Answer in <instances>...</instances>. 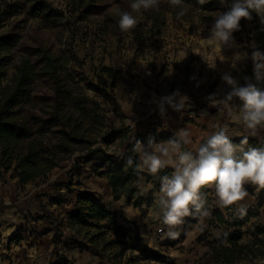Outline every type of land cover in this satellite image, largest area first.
Returning <instances> with one entry per match:
<instances>
[{"label":"rangeland","instance_id":"rangeland-1","mask_svg":"<svg viewBox=\"0 0 264 264\" xmlns=\"http://www.w3.org/2000/svg\"><path fill=\"white\" fill-rule=\"evenodd\" d=\"M17 1L0 0V35L15 38L4 52L11 61L6 67L4 83L13 77L14 65L23 58L31 56L35 60L34 49L44 48L58 55L71 46L82 63L81 68H76V75H84L86 85L92 81L94 84L87 95L105 110L116 111L109 116L118 114L130 127L138 122L147 128L152 122L162 125L171 114H178L184 122H191L193 114L206 112L220 122L230 121L226 111L219 112L216 107H210L206 97L229 90L222 81L225 72L231 71L243 86L244 71L249 63L253 64L252 52H264L256 39L259 32L264 35V24L255 12L251 14V20H241L240 30L233 33L234 46L225 47L221 53L219 49L215 52L207 50L203 45L210 35L214 16L210 24H192L175 21L170 13L163 11V14L157 12L160 19L153 26L150 21L143 20L145 11L141 10L132 13L137 18L136 25L142 24L134 28L141 33L142 38L138 39L134 31L122 32L119 28V13L131 12L132 0H86L91 13L85 16L86 21L77 23L72 19L70 26L61 31L41 18L33 17L26 7L18 6ZM48 3L54 10L63 12L65 19L73 12L67 0H48ZM223 6L224 9L217 13L230 8L226 3ZM254 21L260 22V31L256 30ZM72 35L74 41L69 44ZM236 52L249 55L248 60L238 64V70L232 69L227 59ZM200 55L215 68H209ZM73 66L70 63L67 67L72 69ZM169 66L172 74L166 75ZM193 76L197 80L194 81ZM99 78L105 81L103 87ZM197 83H200L199 87ZM52 87L53 84L46 80L39 81L33 97L38 100L51 97ZM177 89L190 97V104L182 112L168 107L166 115L161 116L156 104L151 102L153 97H163ZM104 94L113 104H107ZM33 113L39 114V111L34 109ZM229 124L236 125L232 121ZM242 133L249 137L248 145L243 146L245 150L264 146V129L259 130L257 136H251L242 127ZM168 136L170 140L177 139L173 133ZM233 143L240 145L241 141ZM79 155L64 161L46 179L25 186L12 172L0 174V264H58L60 259L73 264H209L205 259L221 245L227 233L232 236L239 233L241 244L252 245V254L235 264H253L257 258H264V190L246 185L248 196L229 207L225 225L212 219V212L219 210L216 196L206 195L205 207L210 217L202 223L194 216L185 217L184 223L176 229L178 237L171 239L165 235L168 229L162 223L163 213L156 203L159 191L156 183L159 189L161 183L159 177L155 182L148 181L155 187L154 195L139 194L144 201L137 209L124 199L115 201L107 181L93 173L92 163L85 159L76 161ZM85 195L115 213L118 224L131 230L130 238H140L138 242L125 241L123 257L111 258L85 240L76 238L70 216L79 209V197ZM237 206L246 208V214L241 215ZM46 212L52 213L57 225L51 223ZM208 220L210 224L206 223ZM221 229L225 232L222 238ZM57 233L60 234L58 240L55 238ZM71 236L74 239H68ZM154 254L159 259H155Z\"/></svg>","mask_w":264,"mask_h":264},{"label":"trees","instance_id":"trees-1","mask_svg":"<svg viewBox=\"0 0 264 264\" xmlns=\"http://www.w3.org/2000/svg\"><path fill=\"white\" fill-rule=\"evenodd\" d=\"M67 1L73 7V12L66 19L63 12L54 10L48 0H18L16 4L26 7L33 17H39L61 31L70 26L72 19L77 23L83 22L86 21L85 16L91 14L86 0ZM232 2L206 0L201 5L199 0H182L180 6L173 7L170 0L166 3L159 0L158 9L145 11L143 20L155 26L160 19L157 12L163 14L164 11L170 13L175 21L210 24L215 13L224 9L223 4L231 6ZM181 10L184 11L182 16L179 15ZM255 23L256 30L260 31V22ZM136 26L141 27L142 24ZM134 28L131 31L141 39V33ZM256 39L264 50V35L259 32ZM14 40L11 35H0V174L12 172L25 186L38 179H46L64 161L80 154L76 161L85 159L92 163L93 173L107 181L115 201L124 199L127 204L139 208L144 200L138 197L140 189L137 184L142 179L155 182L158 177L171 176L173 171L165 168L155 176L146 171L137 173L135 162L138 161V154L133 151L134 143L140 141L147 146L150 139L168 141V133L159 132L161 124L158 122H152L149 128L142 122L130 127L118 114L109 116L116 111L111 108L105 110L87 95V91L94 87L93 81L86 85L85 76L76 75V68H81L82 63L71 46L58 55L44 48L34 49L32 53L35 60L28 56L14 65L13 77L5 84L6 67L11 61L4 52ZM71 41H74L73 35L69 37L68 43ZM70 63L74 65L72 69L67 67ZM244 76L251 78L258 88L264 89V82L255 79L252 63L248 64ZM43 80L53 84V95L38 100L33 94L37 83ZM98 81L103 87L104 79L99 78ZM246 83L244 78L243 86ZM103 96L108 105L113 104L106 94ZM34 109L39 114L33 113ZM129 157L134 161L131 167L126 165ZM156 186L160 190L157 183ZM202 199L205 201L206 195ZM78 206L77 212L70 216L73 231L77 239L85 240L95 250L118 259L124 255L125 241L140 240L139 237L130 238L131 230L119 225L115 213L90 195L80 196ZM225 210L228 211L229 207ZM46 213L51 223L57 225L52 213ZM212 219L220 225L227 224L220 210L212 212ZM58 237L59 233L55 238L58 240ZM71 237L68 239H74V236ZM241 240L242 235L239 233L234 236L225 234L221 245L215 247L205 261L209 264H235L245 260L252 254V245H243ZM154 255L155 259H159L157 254ZM58 264L73 263L60 259Z\"/></svg>","mask_w":264,"mask_h":264},{"label":"clouds","instance_id":"clouds-1","mask_svg":"<svg viewBox=\"0 0 264 264\" xmlns=\"http://www.w3.org/2000/svg\"><path fill=\"white\" fill-rule=\"evenodd\" d=\"M182 0H170L173 7L180 6ZM201 5L206 0H199ZM159 7V0H132L131 12L119 13V28L122 32L132 30L137 24V18L132 13ZM255 12L261 24H264V0H233L226 12L214 15L210 35L204 39L203 45L207 50L215 52L225 47L234 46L233 33L240 30L242 19H252ZM179 15H184L181 10ZM254 47V46H253ZM202 58L209 68L214 69L208 60ZM230 60L231 68L238 70V64L249 59L247 52H236ZM250 59L254 65L255 79L264 82V52L254 50ZM225 60V59H224ZM221 60V61H224ZM172 74V68L166 75ZM192 79L197 80L196 76ZM246 85H239L232 72H225L222 81L229 90L213 93L206 97L210 107H216L219 112L226 111L228 118L235 124L241 125L245 132L257 136L258 131L264 129V89L252 83L251 78L245 77ZM203 83V81H200ZM197 83V87L200 86ZM239 101V104L236 101ZM161 116H165L167 108L182 112L189 104L190 97L182 94L179 89L163 97H153ZM216 131L199 145L195 154L182 150L183 145L192 143L189 129H181L177 139L156 142L149 140L147 146L140 141L134 143L133 151L138 154L135 162L137 173L147 172L153 176L162 169H174L171 176H162L160 190L156 203L163 213L162 223L167 227L165 235L175 239L179 232L176 229L184 223V218L194 216L201 223L210 217L205 201L201 196V189L214 186L218 206L223 209L238 204L247 196L246 185L256 186L257 190H264V146L248 147L249 137L244 135L240 145L232 142L227 134V126L215 125ZM240 155H237V152ZM133 159L126 161L128 167L133 166ZM240 214H246V208L240 209ZM253 264H264V258H257Z\"/></svg>","mask_w":264,"mask_h":264},{"label":"crops","instance_id":"crops-1","mask_svg":"<svg viewBox=\"0 0 264 264\" xmlns=\"http://www.w3.org/2000/svg\"><path fill=\"white\" fill-rule=\"evenodd\" d=\"M206 113L193 114L194 116L191 117V119L193 118L194 119L191 122H184L178 114H171L167 118V122L159 126L158 130L160 133H173L175 134V137H177L176 134L181 129H186V130L189 129L191 133L192 143L189 145H183V149L184 151H192L193 154H195L196 149L199 147V145L202 144L210 134L216 131V128L214 127L215 125H219L221 127L227 126L228 129L227 134L229 135L232 142L237 143L243 139V136L245 134L242 133L241 125L236 124L231 126V124H229L231 120L223 123L220 122L218 118H214L212 114L209 116V113L207 114ZM237 154L240 155L238 152ZM167 169L174 171V169H172L171 167H168ZM137 185L140 189V193H148L153 195L155 194L156 190L154 185L148 183L147 180L142 179ZM157 193H159V191H157ZM212 194L215 195L214 186H207L201 189V196L207 195L209 197L210 196L212 197ZM112 209L114 210L115 208ZM218 209L224 212L225 217H227V213H229L230 211V210L226 211L225 208L221 209L220 207ZM238 209H241V207L239 208V206H237V210ZM206 223L210 224V221L208 220ZM211 225H213V223H211ZM217 232L220 231L217 230ZM221 233L222 234L220 237L222 238L225 232L221 229Z\"/></svg>","mask_w":264,"mask_h":264}]
</instances>
